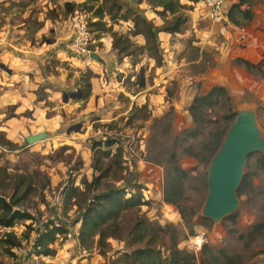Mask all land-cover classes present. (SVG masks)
<instances>
[{
  "label": "rangeland",
  "instance_id": "obj_1",
  "mask_svg": "<svg viewBox=\"0 0 264 264\" xmlns=\"http://www.w3.org/2000/svg\"><path fill=\"white\" fill-rule=\"evenodd\" d=\"M179 1L187 21L180 33H158L157 61L145 53L142 37L132 36L131 22L121 19L129 8L137 9L161 29L170 17L160 18L144 2L0 0V195L9 197L18 188L19 196L31 186L17 209L34 218L11 229L0 227L1 264H113L141 247L131 243L130 229L138 218L173 225L178 248L197 257L207 246L238 255L242 264L264 261V228L248 235L253 226L264 224V154L247 159L244 174L251 184L238 197L232 219L212 222L201 214L208 194V145L226 127L227 116L252 114L264 143V0L241 7L251 13L249 21L239 14L234 21H212L201 2ZM229 1V10L238 3ZM99 7L107 31L91 26ZM75 13L88 15V50L99 61L74 48ZM114 35L129 38L133 56L117 54ZM239 60L254 67L247 69ZM214 87L225 89L229 104L220 98L219 105L206 109L204 122L195 125L189 107ZM38 133L46 139L29 146L26 138ZM107 140L116 142L109 149L111 155L121 154L115 158L120 165L112 164L110 176L93 187L98 173L92 168L91 146ZM174 165L188 173L178 208L163 201L165 173ZM107 187L127 195L139 191L149 204L121 218L120 238L109 239L104 253L82 250L75 220L87 199ZM72 188L77 195L66 200ZM56 221L68 234L51 245L55 256H28L35 237L30 233L25 240L28 226L43 229ZM7 232L21 241L13 257H7L1 243Z\"/></svg>",
  "mask_w": 264,
  "mask_h": 264
},
{
  "label": "trees",
  "instance_id": "obj_2",
  "mask_svg": "<svg viewBox=\"0 0 264 264\" xmlns=\"http://www.w3.org/2000/svg\"><path fill=\"white\" fill-rule=\"evenodd\" d=\"M198 2L199 0H192ZM145 3L150 9L160 18L170 17V20H163L164 26L157 28L152 21L147 20L139 10L129 8L127 14L121 19L128 20L133 26L132 36H140L144 40V51L151 59L159 61L156 54L158 53L157 35L160 32H167L170 34L180 33L182 26L187 19L182 14L185 10L184 5L179 0H136V4ZM249 5V0H238L228 12V17L234 21L235 14H239L243 19L249 21L252 18L248 10H242L241 7ZM99 7L94 12V18L97 19L91 26L95 31H107L106 24L102 22L105 11ZM132 13V17L129 14ZM111 18V13L108 14ZM113 49L117 51L118 55L133 56L134 51L129 50L132 45L128 37L114 35ZM247 69L254 66L248 62L239 60ZM224 104H229V97L222 87H214L207 94L194 98L189 107V114L195 125L202 124L206 117V109L214 108L220 104L221 99ZM235 113L227 116L226 127L220 132L214 134L213 140L208 145L209 149V163L220 147L223 137L234 122ZM193 136L194 133H190ZM114 140H107L101 142H93L91 149L94 151L95 158L93 159L92 168L98 176H94L91 186L97 187L100 182L108 178L112 171V164H119L115 158L121 154L111 155V148L115 145ZM112 157V158H110ZM121 157V156H120ZM246 158V164L247 165ZM108 160L107 162H103ZM261 161H264V156L261 155ZM113 161V162H112ZM188 173L174 165L165 173V182L163 189V201L171 206L179 207V202L184 199L182 185L183 181L187 179ZM22 179V178H21ZM250 177L243 174L241 182L236 189L237 197L243 194L248 186L251 184ZM19 184L24 185L23 179ZM88 188L90 185H87ZM19 189L16 188L12 195L5 197L0 195V227L3 229H11L17 222L33 221L34 218L29 213L17 209L21 201L26 200L30 194L31 186H26L25 191L18 196ZM77 195L76 188H72L66 200H70ZM149 203L143 198L138 191L136 194H126L123 189H116L107 187V189L99 194L91 196L87 199L84 208L81 210L78 218L75 220L76 224H80L77 232V242L82 250L97 249L100 253L109 246V239H119L122 230L121 218L128 212L138 210L141 206H147ZM204 218V217H203ZM233 214L225 217V219H232ZM207 219V218H205ZM210 220V219H207ZM211 221V220H210ZM57 223L50 222L44 225L43 229H33L28 226L29 231L25 235V240L30 239V233H34L35 237L31 240V249L28 256H33L36 259L44 257H53L56 251L51 248L59 238L65 237L68 234V228L60 221ZM213 222V221H212ZM264 228V224H257L252 227V232L248 235H253ZM132 245H141V247L134 249L130 253H125L124 256L116 260L113 264H242L241 258L238 255H228L223 250H215L207 246L202 247V251L197 257L195 254L178 248V238L176 229L171 224L160 226L159 224H152L144 220H136L131 227ZM168 242L166 247L165 242ZM4 247V252L7 257H13L14 249L21 248V241L12 232H7L1 240ZM1 264V263H0ZM47 264V263H40Z\"/></svg>",
  "mask_w": 264,
  "mask_h": 264
},
{
  "label": "water",
  "instance_id": "obj_3",
  "mask_svg": "<svg viewBox=\"0 0 264 264\" xmlns=\"http://www.w3.org/2000/svg\"><path fill=\"white\" fill-rule=\"evenodd\" d=\"M89 57L99 61L94 53ZM45 139L46 134L38 133L28 136L26 142L30 146ZM254 153L264 154V143L259 138L254 116L239 112L208 167V194L201 213L204 218L219 222L234 213L238 206L236 189L244 174L246 158Z\"/></svg>",
  "mask_w": 264,
  "mask_h": 264
},
{
  "label": "built area",
  "instance_id": "obj_4",
  "mask_svg": "<svg viewBox=\"0 0 264 264\" xmlns=\"http://www.w3.org/2000/svg\"><path fill=\"white\" fill-rule=\"evenodd\" d=\"M207 10V16L212 21H226L228 10L230 7L229 0H199ZM72 36L73 46L81 54H84L89 59L88 50L89 44L92 42V37L88 29V15L85 13H75L72 17ZM203 242V239L199 245Z\"/></svg>",
  "mask_w": 264,
  "mask_h": 264
},
{
  "label": "bare ground",
  "instance_id": "obj_5",
  "mask_svg": "<svg viewBox=\"0 0 264 264\" xmlns=\"http://www.w3.org/2000/svg\"><path fill=\"white\" fill-rule=\"evenodd\" d=\"M197 240H198L197 242L199 243L200 242L199 239H197Z\"/></svg>",
  "mask_w": 264,
  "mask_h": 264
},
{
  "label": "crops",
  "instance_id": "obj_6",
  "mask_svg": "<svg viewBox=\"0 0 264 264\" xmlns=\"http://www.w3.org/2000/svg\"><path fill=\"white\" fill-rule=\"evenodd\" d=\"M193 2V1H192ZM181 3V2H180ZM109 44V46H110V43H108Z\"/></svg>",
  "mask_w": 264,
  "mask_h": 264
}]
</instances>
